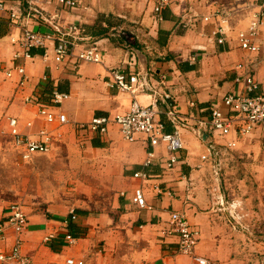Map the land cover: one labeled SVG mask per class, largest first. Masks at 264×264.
<instances>
[{
	"label": "crops",
	"instance_id": "crops-1",
	"mask_svg": "<svg viewBox=\"0 0 264 264\" xmlns=\"http://www.w3.org/2000/svg\"><path fill=\"white\" fill-rule=\"evenodd\" d=\"M78 1L79 7L73 9L60 6L57 0H7L8 10L2 14L0 225L12 205H23L28 224L22 234V251L31 264H199L191 256L177 253V236L166 232L171 213L179 211L200 230L196 253L210 264H262L264 124L241 137L234 148H222L219 157L212 156L209 143L215 139L224 146V139L214 138L206 128L198 136L182 127L184 149L172 169L167 168L170 153L164 145L155 148V157L147 164L153 147L143 134L129 142L116 125L104 135L79 130L77 125L94 116L127 113L135 99L143 105L153 103L155 95L150 89L134 95L111 86V70L119 67L127 75L145 76L151 87H159L160 94H171L179 118L195 126L209 119L213 106L227 111L224 97L243 90L246 74L253 75L264 88V23L256 38L258 52L244 50L238 40L239 32L247 31L261 11L262 0H175L164 10L162 22L155 19L151 0ZM190 7L201 15L213 14L212 21L200 18L195 27L179 25ZM217 11L228 14L224 23ZM12 12L18 15L17 20H11ZM50 23L62 27L80 24L91 42L98 43L103 62L82 63L79 68L72 62L59 64L54 58L55 41L48 42L47 49L34 48L33 59L16 57L22 51L19 41L24 31L50 32ZM220 26L225 35L214 33ZM120 29L133 32L134 49L114 36ZM221 37L225 38L222 43ZM19 65H25L29 76L24 89L19 87L18 73L12 78L6 75ZM162 77L166 78L163 86ZM54 90L69 93L70 98L54 105ZM32 95L40 96L51 111L65 113L70 122L48 123L39 114L38 105L26 102ZM166 112V106L160 104L159 117L173 132ZM11 117L33 138L40 130L49 131L51 151L24 160L9 134ZM241 163L257 176L263 211L255 215L249 205L244 230H239L235 216L227 213L232 205L222 194L224 181L229 184L227 174L234 173L233 167ZM138 172L148 173L149 179L135 177ZM136 188H143L146 208L134 203ZM257 231L262 234L256 236ZM51 234L54 237L45 242ZM67 234H72L76 243H70ZM15 238L12 228H5L0 233V253L10 252Z\"/></svg>",
	"mask_w": 264,
	"mask_h": 264
},
{
	"label": "built area",
	"instance_id": "built-area-1",
	"mask_svg": "<svg viewBox=\"0 0 264 264\" xmlns=\"http://www.w3.org/2000/svg\"><path fill=\"white\" fill-rule=\"evenodd\" d=\"M62 7L77 8L80 5L78 0H57ZM155 19L159 22L164 20V10L172 7L175 0H151ZM261 11L256 13L250 22L247 31H241L238 34V40L241 48L249 52H258L260 47L256 43V38L260 32V28L264 23V0H262ZM8 10L7 0H0V32L3 26L2 14ZM35 13L42 16L46 22H50L41 11L34 9ZM216 15L221 18L224 23L228 17L225 11L216 12ZM213 14L201 15L198 14L194 7H190L187 12L181 17L179 25L184 28L195 27L202 18L205 22H211ZM11 20H17L18 15L15 12L11 13ZM53 31L36 32L29 29L24 31V34L19 41L22 51L16 57H23L26 60L33 59V48H48L47 44L50 41H55L54 58L59 64L72 62L75 68H79L82 63H102L103 54L97 42H91L90 37L84 34V28L74 23L67 27H62L59 24H52ZM215 34H224L225 29L220 26ZM121 39L123 44L130 49H134L136 37L131 31L120 29L114 35ZM131 38V39H130ZM224 37L219 39V42H224ZM85 43V44H84ZM86 43L87 46H86ZM239 68H243L240 65ZM15 73L20 76L19 87L24 89L28 82L29 76L25 65H19L16 69H9L6 75L12 78ZM112 87H117L122 92H129L136 95L139 91L150 89L155 99L150 105H143L135 99L132 103L129 112L117 114L115 116H94L89 122L78 123V129L88 133L107 134L110 127L116 125L119 127L122 136L129 142L138 140V135L146 136L153 150L148 153L147 164L151 163L155 157V148L160 145L166 146L170 155L167 161V168L172 169L179 161V153L184 149V141L181 137L180 128L186 127L191 129L198 136H202V128L212 131L214 138L218 137L225 140L224 146L217 140L212 139L209 143V149L212 156L219 157L222 148L232 149L236 146L241 137L253 134L261 125L264 124V88L262 84L256 80L251 74H246L242 78L245 84L243 90L238 93H230L223 99V104L227 111H224L219 106H213L208 120H200L198 126L190 125L186 121L179 118V113L171 103L173 98L167 92L159 93L158 86L151 87L147 78L142 77L139 73L127 75L123 68H115L111 70ZM166 84V78L162 77L160 85ZM70 98L69 93L54 90L52 93V103L60 105L65 100ZM26 102L39 106V114L50 124L57 123L65 125L70 122L68 116L63 113H56L40 101V96L32 95L26 98ZM160 104H164L167 109V114L170 118L175 131L166 130L165 123L160 119ZM194 106L195 103L193 102ZM9 134L14 139V145L21 150V155L24 160H30L36 153H48L52 149L53 137L46 129L40 130L37 138H33L24 134L20 130L19 120L11 117L8 120ZM3 132H0V134ZM135 177L144 180L149 179V174L138 172ZM133 201L140 208L148 206L147 199L143 188L134 190ZM72 219L76 218L74 211L71 212ZM28 224L27 213L21 204L11 206L9 215L5 222L0 225V233L4 229L11 227L15 233V244L10 252L0 253V261H10L15 264H31L32 260L22 251L23 238L26 226ZM167 234L177 236V253L191 256L199 264H210L211 262L198 256L196 253L197 246L200 242L201 232L194 227L183 212L175 211L170 215V230ZM54 237L53 234L46 236L44 241L49 242ZM67 240L74 244L76 238L72 234H67ZM163 264H170L164 262ZM264 264V257L262 260Z\"/></svg>",
	"mask_w": 264,
	"mask_h": 264
},
{
	"label": "rangeland",
	"instance_id": "rangeland-1",
	"mask_svg": "<svg viewBox=\"0 0 264 264\" xmlns=\"http://www.w3.org/2000/svg\"><path fill=\"white\" fill-rule=\"evenodd\" d=\"M128 31V30H127ZM131 39V38H130ZM232 170V166H230ZM234 173H228L229 184L224 181V187L222 188V194L225 195L226 203L231 204V210H227L229 216H235L234 223L237 225L239 230L246 229L245 221L249 218L248 206L255 212V215H261L263 211L260 207L261 192L259 191V181L257 176L253 173H249L245 164L235 165L233 167ZM220 177V176H219ZM232 179V180H231ZM234 211V213H232ZM262 234L257 231L256 236ZM261 241V240H259ZM261 260H263L264 254H260ZM261 262V261H260ZM262 263V262H261Z\"/></svg>",
	"mask_w": 264,
	"mask_h": 264
},
{
	"label": "trees",
	"instance_id": "trees-1",
	"mask_svg": "<svg viewBox=\"0 0 264 264\" xmlns=\"http://www.w3.org/2000/svg\"><path fill=\"white\" fill-rule=\"evenodd\" d=\"M34 50H35V49L33 48V49H32V53H33V55H34V52H35ZM163 122H164V120H163ZM164 123H165V122H164ZM165 125H166V123H165ZM166 128H167V126H166ZM167 131H171V130H169V129L167 128Z\"/></svg>",
	"mask_w": 264,
	"mask_h": 264
}]
</instances>
